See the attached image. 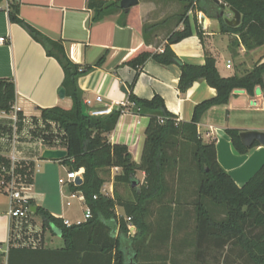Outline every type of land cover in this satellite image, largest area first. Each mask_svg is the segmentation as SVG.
Instances as JSON below:
<instances>
[{
    "label": "trees",
    "instance_id": "obj_1",
    "mask_svg": "<svg viewBox=\"0 0 264 264\" xmlns=\"http://www.w3.org/2000/svg\"><path fill=\"white\" fill-rule=\"evenodd\" d=\"M179 1L182 8L175 16L182 27L168 34L162 51L140 49L125 61L126 65L136 71L133 80L127 85V101L130 104L128 109L134 114L148 117L141 159L136 163L127 145L111 143L107 137L126 106L112 109L101 116H93L86 107L77 84L80 76L102 64L104 55L94 65L74 63L68 58L60 42L47 38L19 16L21 0H7L9 21L19 24L39 42L46 54L53 56L63 70L61 86L65 89V96L72 101L71 107L40 108L39 118L50 133L41 129L37 133L34 129L33 133L41 138L43 148L66 150L67 154L60 162L67 166L68 172L83 169L82 184L70 183L69 190L81 192L84 204L91 211V217L79 225L67 227L61 218L53 216L46 208L37 206L35 214L41 218L42 228L50 232H53V228L59 229L62 245L47 247L11 244L6 253H3L5 264H127L129 261L135 264H153L150 256L147 253L145 255V242L151 228L148 220L151 214L149 206L161 204L164 223L154 238L164 241L171 237L170 220L175 214L176 206L181 204L179 194L176 198L163 202L170 191L168 175L171 173L176 177L177 184H182L188 178L195 181L193 234L198 243L208 238L216 240L219 245L232 242V245L240 248L250 264H264V163L244 184L237 185L217 161L215 143L203 141L197 129L203 114L212 106L226 104L234 90L243 89L251 95L254 88L259 86L264 92V60L257 61L243 75L223 77L211 55H206L204 64L195 65L182 62L171 49L172 44L191 35L188 17L190 11L194 15L197 12L212 14L219 21L221 31L237 34L239 41L248 50L264 46V0H220L230 10L235 9L241 14V22L236 27L225 22L223 15H220L223 6L213 0ZM1 2L2 0L0 9ZM119 3L120 0H88L87 6L94 10L93 20L97 21L115 11H119L120 16H125L126 12ZM156 25H143L145 42ZM196 33L202 37V30L197 28ZM149 59L179 67L177 89L180 93H185L194 81L202 79L216 89V95L196 104L191 120H179L167 109L163 98L158 94L151 98H140L133 93L135 80ZM15 97L13 78H0V112L9 113ZM83 105L87 115L82 113ZM18 116L21 119L23 117L21 112H18ZM9 122L11 124L10 120ZM9 122L3 124L0 119V136H10L12 128ZM49 123L57 126L56 133L50 129ZM18 124L22 126L21 122ZM224 131L237 154H246L258 145L254 143L249 147L244 146L240 139L241 130L238 128L227 127ZM188 155L194 169L185 166ZM9 166V159L0 155V179H9ZM3 167L6 170H2ZM113 167L119 168V172L113 176V184H128L133 191L131 200L124 199L115 188L112 196L101 193L106 182L105 175ZM137 171L144 172L142 183L135 176ZM16 173L26 184H32L34 162L21 161L16 167ZM133 182L135 185H132ZM26 202L29 207L35 205L31 198ZM116 207H121L123 212L117 214ZM217 209L224 215L222 218L215 216ZM128 217L137 229L135 235L128 233Z\"/></svg>",
    "mask_w": 264,
    "mask_h": 264
},
{
    "label": "crops",
    "instance_id": "obj_2",
    "mask_svg": "<svg viewBox=\"0 0 264 264\" xmlns=\"http://www.w3.org/2000/svg\"><path fill=\"white\" fill-rule=\"evenodd\" d=\"M87 1L21 0L19 16L47 38L60 42L66 55L74 63L94 65L104 55L102 64L80 76L77 84L89 112L106 106L110 108L109 113L112 109L126 106L115 128L107 134V137L111 143L127 145L132 159L139 163L148 117L134 114L128 109L130 104L127 101V85L133 80L136 71L126 65L125 61L140 49L162 51L168 34L180 29L182 24L177 23L162 38L160 29L167 22V17H163L160 21H157L158 16L153 19L154 16L156 17L154 10L157 8V2L154 0H139V3L131 7L125 16H120V12L115 11L97 21L93 20L95 12L87 6ZM6 8L7 0H2L0 38H4V42L0 43V78H13L15 82L16 97L12 107H18L26 121L29 116H39L40 108L53 106L70 108L71 99L66 96L61 98L58 94L63 79L61 66L53 56H48L43 46L19 24L9 21ZM222 13L227 19L233 14L225 4ZM164 14L165 11H161L159 15ZM188 17L191 35L171 45V49L182 62L202 65L205 63L206 55L209 54L215 59L219 74L228 77L243 75L250 71L257 61L264 60L263 45L246 49L237 34L221 31L219 21L212 14L197 12L194 15L190 11ZM163 20L166 21L162 23ZM146 22L157 24L148 34L147 42L142 34L143 23ZM197 28L202 30V37L197 35ZM179 76L180 69L176 64L163 65L149 59L144 63L135 80L133 93L140 98H151L154 94H158L163 98L167 109L179 120L189 121L193 116L195 105L214 97L216 89L209 86L205 80L199 79L194 81L185 93H180L177 89ZM122 86L125 87V92L121 89ZM98 96L101 97L102 102L95 101ZM3 118L10 120L9 113L0 112V119ZM227 127L238 128L241 131L264 132V92L259 86L254 88L251 95L243 89L234 90L226 104L210 107L197 124L203 141L215 143L219 164L235 183L241 186L264 163V145L258 144L246 154H237L233 151L230 138L224 131ZM11 134L0 136V139L9 142ZM35 144L36 149L31 151L32 155H23L20 158L33 161L34 168L41 158L42 150L45 149L42 143ZM3 145L5 143L2 146L0 143V155L8 158L12 149L8 148L9 145L7 148ZM25 152L27 151H19V154ZM53 162L58 163L62 177H65L68 172L67 166L60 160ZM34 171V174L41 172L38 169ZM118 172L119 168L117 170L111 168L110 179L113 180L114 174ZM34 174L33 183L28 190L31 193L27 196L36 206L43 207L34 191ZM135 176L140 183L143 182V171H137ZM108 184L114 188L113 182ZM67 185V191L70 193V183ZM8 206L6 201H0V254L6 253L11 244L28 246L25 241H43L42 237L61 238L60 234L53 230V232L49 231V235L40 231L41 234L24 235L23 238L27 239H21V231L12 229L14 219L8 215ZM54 207L52 205L44 208L55 217L68 219L65 209ZM21 222L25 223V221ZM36 232L35 230L34 233ZM4 245L6 246L3 247Z\"/></svg>",
    "mask_w": 264,
    "mask_h": 264
},
{
    "label": "rangeland",
    "instance_id": "obj_3",
    "mask_svg": "<svg viewBox=\"0 0 264 264\" xmlns=\"http://www.w3.org/2000/svg\"><path fill=\"white\" fill-rule=\"evenodd\" d=\"M157 2V8L154 10V18L159 17L157 21H160L163 17H167V22L162 26L160 31L162 32V38L167 32L172 30L178 23L176 14L180 12L182 4L179 0H154ZM161 11H165L164 15H159ZM233 14H230V19ZM155 20V19H154ZM148 25L150 22L143 23V25ZM9 119H1V123H7ZM22 123V122H21ZM10 124V122H9ZM50 129L53 133H56L57 126L54 123H49ZM12 134L14 132L13 127ZM36 129V133L43 130L48 133L47 129L44 127L43 122L40 120L39 116H29L27 121L22 123V126H17L15 133L18 143L15 145L16 154L18 153V158L24 156H29L36 148V142H40L41 138L35 136L33 130ZM50 133V132H49ZM11 134V135H12ZM55 135V134H54ZM56 141L59 143L60 140L57 138ZM42 142V141H41ZM1 146L5 148L8 147L12 149L11 140L5 142L0 139ZM0 146V148H1ZM27 151L25 153L19 154V151ZM12 151V150H11ZM10 151V152H11ZM21 153V152H20ZM32 155V154H31ZM27 161V160H20ZM54 160H44L39 158L36 167L41 172L35 175L34 181V191L36 192V198L42 202L43 207L54 205L57 208L65 209L67 211V217L70 221H82L83 213L85 211V204L80 199V193H75L74 197H70V193L67 191V184L61 185L58 182V178L62 177L60 173V166ZM47 163H54L53 165H48ZM38 165V166H37ZM47 165V166H46ZM185 166L188 169H194L193 163L190 161V156H187ZM35 172V171H34ZM110 171L105 175L107 183H104L105 187L109 188V182H113L110 179ZM20 180L24 182L20 175H18ZM176 176V175H175ZM170 191L164 198L163 202H167L171 199L176 198L179 194L180 206H176L175 214L170 220V228L172 230L171 237H168L164 241H159L154 238L158 234L160 227L164 223L163 217H161V204H152L149 206L151 209V214L148 216V220L151 222L150 234L147 236L145 242V255H149L153 264H250L247 257L241 252L240 248L236 245H232V242L226 245H219L214 239L208 238L207 240L198 243L197 238L193 234V229L195 226V211L193 203L196 199V184L193 179L188 178L183 181L182 184L176 183V177L174 174L168 175ZM31 185V184H27ZM114 188L116 192L126 200H131L133 198V191L128 184L124 183H114ZM29 190V189H28ZM28 190L22 191L23 194L28 195L31 192ZM62 193V194H61ZM113 194V192H112ZM0 201L7 202L10 208L11 197L9 191H6L5 186L0 185ZM14 207H22L21 204L16 201L13 202ZM54 207V208H55ZM172 207L174 205L172 204ZM117 213H122L123 210L117 207ZM215 216L217 218H222L224 215L220 210L215 211ZM14 219L12 223L13 231L19 229L24 235L29 234H41L40 231L49 235L50 232L47 229L42 228L41 218L35 213L28 212L26 218ZM25 221V223L21 222ZM35 230L37 231L36 233ZM27 233V234H26ZM137 233V229L134 234ZM130 234V233H129ZM50 238L52 240H50ZM42 237L43 241L34 240L32 242L25 241L26 245L30 246H47V247H58L62 245V239L60 237ZM27 239V238H23ZM36 239V238H35ZM24 242V241H23ZM4 245L3 247H5ZM147 253V254H146ZM148 256V257H149ZM143 261V260H141ZM5 263V256L0 254V264Z\"/></svg>",
    "mask_w": 264,
    "mask_h": 264
},
{
    "label": "built area",
    "instance_id": "obj_4",
    "mask_svg": "<svg viewBox=\"0 0 264 264\" xmlns=\"http://www.w3.org/2000/svg\"><path fill=\"white\" fill-rule=\"evenodd\" d=\"M2 42H4V38H0V43H2ZM227 66H229V64ZM95 101L99 103V102H102V99L100 96H98V97H96ZM131 105H133V104H131ZM109 110H110V108L105 106L101 109H92L90 111V114L93 116H101V115L107 114ZM18 112H20V109L18 107H12L11 111L9 112V116H10V120H11V126L13 127V130H14L12 137H11L12 153L8 156V159L10 161L8 173H9L10 177L8 180L0 179V185L5 186L6 191H9V193H10L11 202H10V208L8 210V215L13 219L20 220V218L25 219L26 214L28 212H31V211H30V207L27 205V202H26V200L29 197L22 193V191L28 190L30 185H27L25 182H22L18 176L19 174L16 173V167L18 165V162L22 159L18 158L17 154L15 153V151H16L15 145L18 143L15 130H16L19 122H22V123L26 122L24 117H22V119L19 118ZM40 143H42V142L40 141ZM114 169L117 170L118 168L114 167ZM2 170H6V169L3 167ZM82 173H83L82 168H80L77 171L67 172L65 177L59 178V183L61 185H64L67 183H73L75 185V183H74L75 178L77 176L82 177ZM77 192H79V191L70 192V197H74L75 193H77ZM112 192H113L112 185H110L108 189L105 187V185H103L101 188V193L104 195L112 196ZM79 193H80V199L83 200V196H82L81 192H79ZM94 197H96V196H94ZM14 201L21 204L22 207H20V206L14 207L13 206ZM90 217H91V211L86 206L85 211L83 213L82 221H73L72 222V221H69L68 219H62V220H63V224L65 226L69 227L72 225H79V224L85 222ZM127 221H128V233H130V235L134 234L136 231L135 225L132 223L130 217L127 218Z\"/></svg>",
    "mask_w": 264,
    "mask_h": 264
},
{
    "label": "water",
    "instance_id": "obj_5",
    "mask_svg": "<svg viewBox=\"0 0 264 264\" xmlns=\"http://www.w3.org/2000/svg\"><path fill=\"white\" fill-rule=\"evenodd\" d=\"M215 3L220 4L223 6V4L219 0H213ZM139 3V0H120V7L127 12L131 7L136 6ZM233 13V17L231 19L225 18V22L231 26V27H236L240 24L241 22V14L235 10L231 9ZM220 15H223L221 12ZM121 89L125 92L126 89L124 86L121 87ZM58 94L61 98L65 96V89L60 86L58 89ZM82 113L84 115H87V110L85 105L82 106ZM240 139L241 142L244 146H252L254 143H258L261 145H264V132L261 131H256V130H244L240 132ZM66 150L65 149H50V148H45L42 150L40 157L44 160H61L66 156ZM83 182V178L80 176H77L74 180L75 185H81ZM132 185H135V182L132 183ZM37 209L36 205L30 206V211L32 213H35ZM53 230L60 234L59 229L53 228ZM127 264H135L132 261H129Z\"/></svg>",
    "mask_w": 264,
    "mask_h": 264
}]
</instances>
